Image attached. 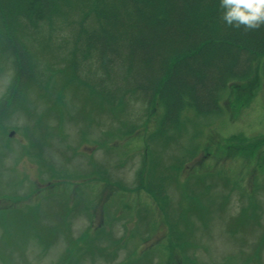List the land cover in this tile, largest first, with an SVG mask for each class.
<instances>
[{"label":"rangeland","instance_id":"rangeland-1","mask_svg":"<svg viewBox=\"0 0 264 264\" xmlns=\"http://www.w3.org/2000/svg\"><path fill=\"white\" fill-rule=\"evenodd\" d=\"M26 33L28 67L0 51V264H264L259 62L224 90L220 116L187 108L179 140L149 143L146 164L162 107L81 85L93 67L67 68L68 29ZM17 69L31 77L20 89ZM164 172L155 198L147 176Z\"/></svg>","mask_w":264,"mask_h":264},{"label":"trees","instance_id":"trees-1","mask_svg":"<svg viewBox=\"0 0 264 264\" xmlns=\"http://www.w3.org/2000/svg\"><path fill=\"white\" fill-rule=\"evenodd\" d=\"M220 16V0H0V51L14 56L17 66L29 64L22 43L29 29L41 24L51 33L55 27L68 29L67 68L78 60L82 68L91 65V75L77 80L91 85L96 97L126 105L132 94L146 103L149 114L155 104L162 107L156 128L144 139L148 164L149 143L179 140L189 120L187 108L196 117H218L220 98L232 81L248 78L258 62L264 80V27L246 32ZM27 79L17 80L19 89ZM200 134L202 127L196 137ZM180 163L149 165L159 174L178 170ZM166 172L159 182L156 174L147 176L155 198L164 195L163 179L173 175Z\"/></svg>","mask_w":264,"mask_h":264},{"label":"clouds","instance_id":"clouds-1","mask_svg":"<svg viewBox=\"0 0 264 264\" xmlns=\"http://www.w3.org/2000/svg\"><path fill=\"white\" fill-rule=\"evenodd\" d=\"M220 19L229 27L247 31L264 27V0H220Z\"/></svg>","mask_w":264,"mask_h":264},{"label":"water","instance_id":"water-1","mask_svg":"<svg viewBox=\"0 0 264 264\" xmlns=\"http://www.w3.org/2000/svg\"><path fill=\"white\" fill-rule=\"evenodd\" d=\"M13 134V132H10V134L9 135H12Z\"/></svg>","mask_w":264,"mask_h":264}]
</instances>
